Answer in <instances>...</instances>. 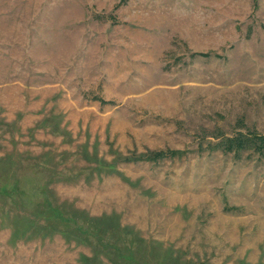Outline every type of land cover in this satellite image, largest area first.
<instances>
[{
    "label": "rangeland",
    "instance_id": "1",
    "mask_svg": "<svg viewBox=\"0 0 264 264\" xmlns=\"http://www.w3.org/2000/svg\"><path fill=\"white\" fill-rule=\"evenodd\" d=\"M264 0H0V264H264Z\"/></svg>",
    "mask_w": 264,
    "mask_h": 264
},
{
    "label": "trees",
    "instance_id": "2",
    "mask_svg": "<svg viewBox=\"0 0 264 264\" xmlns=\"http://www.w3.org/2000/svg\"><path fill=\"white\" fill-rule=\"evenodd\" d=\"M259 140H260V141L262 142V144L264 145V137H261Z\"/></svg>",
    "mask_w": 264,
    "mask_h": 264
}]
</instances>
